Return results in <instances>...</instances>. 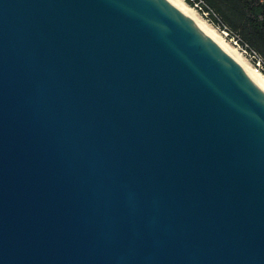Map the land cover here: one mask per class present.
Returning <instances> with one entry per match:
<instances>
[{
	"label": "water",
	"instance_id": "1",
	"mask_svg": "<svg viewBox=\"0 0 264 264\" xmlns=\"http://www.w3.org/2000/svg\"><path fill=\"white\" fill-rule=\"evenodd\" d=\"M0 264H264V89L169 0H0Z\"/></svg>",
	"mask_w": 264,
	"mask_h": 264
},
{
	"label": "trees",
	"instance_id": "2",
	"mask_svg": "<svg viewBox=\"0 0 264 264\" xmlns=\"http://www.w3.org/2000/svg\"><path fill=\"white\" fill-rule=\"evenodd\" d=\"M193 4L191 0H185ZM214 24H225L256 50L264 64V0H203Z\"/></svg>",
	"mask_w": 264,
	"mask_h": 264
},
{
	"label": "bare ground",
	"instance_id": "3",
	"mask_svg": "<svg viewBox=\"0 0 264 264\" xmlns=\"http://www.w3.org/2000/svg\"><path fill=\"white\" fill-rule=\"evenodd\" d=\"M178 9L185 13L189 18L196 22L217 44H219L226 52H228L244 69L250 74L264 89V75L255 67L251 66L244 58L242 53L236 48L232 47L227 40L220 35L217 30L200 18L196 10L186 3L185 0H169Z\"/></svg>",
	"mask_w": 264,
	"mask_h": 264
},
{
	"label": "built area",
	"instance_id": "4",
	"mask_svg": "<svg viewBox=\"0 0 264 264\" xmlns=\"http://www.w3.org/2000/svg\"><path fill=\"white\" fill-rule=\"evenodd\" d=\"M191 1H193L192 5L195 8L201 10V12L206 14L207 17L209 16V10H206L204 8L203 0H191ZM216 26L218 27V29H220L223 32L224 37H228V40L232 41V43L235 44L237 50H239L242 54L247 55L252 60L253 65L256 68L263 67L264 64L260 55L256 52V50L248 46L246 42H243L237 33H233L225 24H216Z\"/></svg>",
	"mask_w": 264,
	"mask_h": 264
},
{
	"label": "rangeland",
	"instance_id": "5",
	"mask_svg": "<svg viewBox=\"0 0 264 264\" xmlns=\"http://www.w3.org/2000/svg\"><path fill=\"white\" fill-rule=\"evenodd\" d=\"M186 3H188L187 1H186ZM189 4V3H188ZM189 5H191V4H189ZM195 10H196V12L198 13V15L200 16V18H202L203 20H205L207 23H209L210 25H212L216 30H217V32L220 34V35H222L223 37H224V34H223V32L220 30V29H218V27L216 26V24H214L208 17H207V15L206 14H204V13H202L201 12V10H199L198 8H195L193 5H191ZM226 40H227V42L232 46V47H234V48H236L235 47V44L234 43H232V41H230V40H228V37H224ZM237 49V48H236ZM243 56H244V58L249 62V64L251 65V66H253V67H255L254 65H253V62H252V60L247 56V55H245V54H242ZM256 68V67H255ZM263 75H264V65H263V67H261V68H257Z\"/></svg>",
	"mask_w": 264,
	"mask_h": 264
}]
</instances>
